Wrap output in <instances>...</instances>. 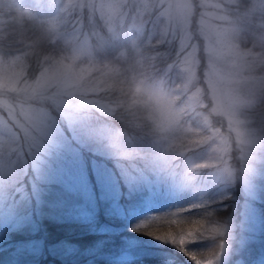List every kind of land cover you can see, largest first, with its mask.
Listing matches in <instances>:
<instances>
[{
  "label": "clouds",
  "instance_id": "clouds-1",
  "mask_svg": "<svg viewBox=\"0 0 264 264\" xmlns=\"http://www.w3.org/2000/svg\"><path fill=\"white\" fill-rule=\"evenodd\" d=\"M81 8L90 27L80 32V44L41 57L38 72L31 51L0 54V71L14 72L11 82H0V180L23 176L49 154L56 127L49 105L108 122L99 128L131 115L132 126L161 155L176 162L199 150L201 159L189 161L188 170L207 169L229 186L253 172L264 153V0H66L58 12L67 16ZM13 12L9 0L0 3V30L23 29L32 20ZM253 23L259 31H249ZM57 28H43L44 38L56 43ZM125 28L136 34L139 73L131 81L96 51L101 38ZM98 137L118 159L141 155L123 130L113 127ZM205 220L175 245L193 264H208L224 247V229L214 217ZM198 239L218 241L217 249L185 251Z\"/></svg>",
  "mask_w": 264,
  "mask_h": 264
},
{
  "label": "trees",
  "instance_id": "trees-1",
  "mask_svg": "<svg viewBox=\"0 0 264 264\" xmlns=\"http://www.w3.org/2000/svg\"><path fill=\"white\" fill-rule=\"evenodd\" d=\"M246 2L243 0V3ZM9 7L14 10V15L28 10L35 17H39L44 10L59 25L56 43L45 39L39 27L29 26L28 23L24 24L22 31L14 29L12 25L7 31H0V54L17 56L31 51L32 67L36 72L41 57L58 56L65 48H70L67 38L79 21H84V29L88 28L87 10H82L78 21L76 17L80 12L61 16L55 7L48 8L45 4L38 5L31 0H9ZM250 26L254 32L259 31L255 23ZM147 38L146 32L143 39ZM172 51L174 54L175 49ZM99 58L103 59L101 54ZM159 67L162 70L164 65L160 64ZM174 78V72H170L169 81ZM132 121L133 116L129 115L123 120L112 121L104 128L110 131L113 127L123 130L135 140L140 156L122 160L96 153L87 147L79 149L81 161L91 181L89 191L67 183L70 178L68 171L47 181L37 179L29 168L26 174L8 183L0 180V256L4 252L17 250L16 256L23 259L25 264H121L125 261L130 264H193L189 256L175 245L179 244L181 236L187 241L189 232L206 224V217H214L221 227L229 223L225 220L231 214V205L240 200L239 182L229 186L216 181V187L205 194L209 197L206 205L190 203L187 190L176 195L170 194L167 188L170 187L169 175L162 177L160 170L147 167L154 153L153 145L132 126ZM101 123L108 122L95 119L90 122L98 128ZM101 143V146H106L103 140ZM192 155L195 157L194 162L201 159L199 150ZM95 163L109 168L117 178V193H105L94 176ZM181 163L182 159L169 166V169L176 171V176L184 173ZM124 169L136 178L147 176L145 183L136 181L141 190L127 187V182L123 180L126 177L123 176ZM209 172L207 169L191 171L192 176H195L191 187H201ZM156 181L159 187L157 191L153 184ZM146 183L149 185L146 186ZM258 184L263 191V201L259 202V207L264 215V181L259 180ZM118 192L120 195L116 197ZM166 197L170 198L169 202H162ZM195 220L200 223L190 222ZM261 229L264 238V229ZM4 231L8 235L3 237ZM157 236L161 239H156ZM165 239L169 242H164ZM227 241L230 238L224 236L220 242ZM215 244L218 241L198 239L186 245L185 251L203 253ZM248 251L244 255H235L236 259L241 258L245 264H252L254 260L264 257V248L259 247L257 251L250 248ZM22 255L27 257L22 258Z\"/></svg>",
  "mask_w": 264,
  "mask_h": 264
},
{
  "label": "rangeland",
  "instance_id": "rangeland-1",
  "mask_svg": "<svg viewBox=\"0 0 264 264\" xmlns=\"http://www.w3.org/2000/svg\"><path fill=\"white\" fill-rule=\"evenodd\" d=\"M36 4L43 5L45 4L48 8H56L58 10V6L62 2H66V0H31ZM86 2V0H85ZM243 3V0H242ZM82 10H87V8H81L79 10H74L72 13L80 12L79 16L76 19L79 21L81 18ZM88 12V10H87ZM27 16H31V21H25L29 24V26H37L40 28V33L43 34L42 29L45 27L57 28V24L55 20L50 19L51 15H48L44 10L40 14L39 17H35L28 10L25 12ZM22 13V14H25ZM72 13L68 15H73ZM131 15V14H130ZM88 18V17H87ZM79 23L70 31L69 45L70 48L79 45L81 42L80 32L83 30H87L90 25L87 20L86 25L87 29L78 30ZM84 23V21L82 22ZM97 26L100 25V21L97 19ZM14 29H17L15 24L12 25ZM10 29V28H8ZM8 29H4L7 31ZM22 31L21 29H17ZM1 31V30H0ZM103 31V29H101ZM249 31L254 32L252 27L249 25ZM59 33V28H57L54 35ZM136 34L129 33L125 28L121 30L118 34L107 36V38H101L99 43L96 45V51H98L104 60L112 61L118 66L122 67L123 74L122 78L125 81H131L134 79L138 73L139 69L135 67V57L137 54L136 45L133 44L135 40L134 37ZM249 44H251V39L249 40ZM96 54L95 52L93 53ZM14 72L9 71L8 69H4L0 71V82L7 83L11 82L13 79ZM61 103H65L61 101ZM49 110L52 114V119L56 124L54 134H53V145L49 151V154L44 156L42 161L37 164L34 168L32 166H27L25 168L24 174H26L29 168L32 169L34 175L37 179H47L50 181L52 177L61 174V172H67L70 176L67 183L75 184L77 188H82V190H90L91 181L87 174V170L85 169V165L83 163L82 158L79 155V149L82 147H87L89 150H92L96 153H100L106 156L115 157L112 152L105 146H101V139L98 135L109 132L108 128H98L94 127L90 124L92 120L87 121L85 118L77 115L71 110H67L64 112H59L55 107L49 105ZM53 111V112H52ZM259 119V117H258ZM99 140V142H97ZM106 145V144H105ZM154 149V153L150 158V164L147 166L151 169H158L163 175H169L170 187L168 188V192L172 195H176L182 191L187 190L189 195L190 203L196 204H204L206 205L209 197L205 194L212 190L215 186L217 178L212 176L210 172L206 176V178L202 181L201 187H191V182L194 180L195 176H192L189 168V161L194 162V155H190L187 160L182 159L184 173H180L179 176H176V171L172 168L169 169L173 162L170 161L167 157L161 155L159 151L152 146ZM121 165V163H119ZM4 162L0 160V168H3ZM94 176L96 177L98 183L104 188L105 193L115 194L117 193V178L112 174L109 168H105L102 165L94 164ZM165 167V169H162ZM124 175L126 176L123 179L127 182V187L132 190V188L141 190L137 187L136 181H140L145 183L147 181L146 175H141L136 178L132 173H129L127 169H124ZM264 181V153L259 154V162L255 165V168L251 174L245 176L238 180L239 182V196L240 200L233 203L231 214L229 218L225 221L229 222L227 224L222 225L224 229V236L230 238V241L222 242L224 247L217 250L215 256L213 257V264H245L241 258L236 259L235 255H244L249 252L248 250L251 248L256 250L261 247L264 248V238L263 235L264 229V215L259 207V202L263 201V191L258 181ZM162 181V180H161ZM167 178L164 179V183H166ZM131 182V184H130ZM221 181H218V183ZM136 183V184H135ZM237 183V182H236ZM154 184V190H159L158 182ZM148 186L149 184H145ZM151 182L150 188L151 189ZM34 188V185H33ZM221 188L220 190H223ZM219 190V191H220ZM168 193V197L170 196ZM224 194V193H222ZM120 193L116 195L119 196ZM216 200L218 199V194L216 195ZM164 198L162 202L168 201L170 198ZM224 208V207H223ZM222 208V209H223ZM8 235L6 231L3 232L1 236ZM233 244V247L231 245ZM215 244L210 250H216ZM19 247V246H18ZM17 247V248H18ZM209 249L204 250V252L209 251ZM17 250L13 252H4L0 256V264H25L23 263V259L18 258L16 256ZM194 252L195 251H191ZM232 255V256H231ZM234 255V256H233ZM27 257L22 255V258ZM263 258V257H262ZM256 260L253 261L252 264H264V260ZM28 264V263H27ZM121 264H130L128 261L122 262Z\"/></svg>",
  "mask_w": 264,
  "mask_h": 264
},
{
  "label": "snow or ice",
  "instance_id": "snow-or-ice-1",
  "mask_svg": "<svg viewBox=\"0 0 264 264\" xmlns=\"http://www.w3.org/2000/svg\"><path fill=\"white\" fill-rule=\"evenodd\" d=\"M192 223H196V224H199L200 221L199 220H195V221H190ZM137 230V229H136ZM192 232H189L188 235L190 236ZM156 239H161V237L157 236ZM164 242H169L168 240H164ZM173 244H175V241L173 240L172 241ZM185 243V238L183 236L180 237V241H179V244H184ZM208 264H213V260H209L208 261Z\"/></svg>",
  "mask_w": 264,
  "mask_h": 264
}]
</instances>
